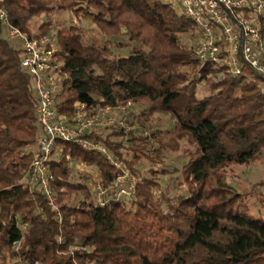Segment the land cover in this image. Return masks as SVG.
<instances>
[{
	"label": "trees",
	"instance_id": "16d2710c",
	"mask_svg": "<svg viewBox=\"0 0 264 264\" xmlns=\"http://www.w3.org/2000/svg\"><path fill=\"white\" fill-rule=\"evenodd\" d=\"M1 5L29 35L56 38L66 74L55 98L59 112L72 113L77 102L137 105L125 124L99 138L139 180L133 194L113 190L99 201L93 180L112 185L120 169L100 151L58 141L53 202L22 182L40 126L22 50L0 25V264H264V217L249 214L248 192L227 174L232 164L264 165L263 78L247 65L234 75L203 62L197 26L164 0ZM56 10L91 20L100 37L87 40L76 24L54 28ZM157 115L171 124L157 128ZM183 143L185 160L167 166L166 154ZM79 164L96 173L76 177Z\"/></svg>",
	"mask_w": 264,
	"mask_h": 264
},
{
	"label": "built area",
	"instance_id": "2783aa9c",
	"mask_svg": "<svg viewBox=\"0 0 264 264\" xmlns=\"http://www.w3.org/2000/svg\"><path fill=\"white\" fill-rule=\"evenodd\" d=\"M1 1L0 25L6 39L22 50L21 66L30 77L40 126V133L30 144L32 159L22 182L31 189L41 190L50 201L54 200L50 162L57 142L70 141L90 152H102L121 171L112 185L104 186L99 180H93L99 201L113 190L119 197L133 194L139 177L99 138L103 131H112L118 121L125 122L131 102L122 108L77 102L72 113L59 112L55 98L66 74L56 38L29 35L10 20ZM178 1L200 32L196 53L203 62L226 67L234 75L240 74L247 65L264 79V0ZM15 244L18 248L20 243Z\"/></svg>",
	"mask_w": 264,
	"mask_h": 264
},
{
	"label": "rangeland",
	"instance_id": "374dc122",
	"mask_svg": "<svg viewBox=\"0 0 264 264\" xmlns=\"http://www.w3.org/2000/svg\"><path fill=\"white\" fill-rule=\"evenodd\" d=\"M166 3L170 2L178 9L179 12H182V7L179 4L178 0H164ZM48 16L39 17V18H34L31 23L30 27L34 31H38V26L42 21L46 20ZM52 20H53V26L54 28L60 25H71V24H76L77 26H80L86 31V36L87 40H91L93 38H98L100 37L98 28L94 25L91 20H87L84 18H79L76 16L72 11H66V10H56L52 14ZM185 40H188L187 36H183ZM194 44V42L192 43ZM114 52H119L118 49H113ZM125 52L122 53V55L127 54V50H124ZM259 85L264 88V80L259 79L258 80ZM207 92V87L201 86L199 87V94L203 95ZM137 108V105L131 103L128 105V115L130 116L132 114V110H135ZM118 117L119 112H118ZM120 118V117H119ZM129 118V117H128ZM119 120V119H118ZM125 124V122L119 123L117 122V125ZM171 124V119L168 116H156V126L157 128L162 127V128H167L168 125ZM183 145V146H182ZM181 145V148L178 150L172 152H169L166 154V165L167 166H172L173 165H180L182 161L185 160V156L180 152L181 149L184 147L186 148V143H183ZM31 150V147H30ZM78 169H75V172L77 175L76 177L81 176L82 174H89V173H94L96 169H93L91 167L83 166V165H77ZM149 167V164L145 160L143 164L140 165V168L142 170V173H146ZM82 172V173H81ZM96 173V172H95ZM228 179L230 182H232L235 186H237L239 189L247 191L248 194L245 198V202L247 204L248 212L251 215L254 216H262L264 217V165L261 162H255L250 166L246 165H237V164H232L228 168ZM138 176V175H137ZM259 182V192H254L252 191L253 186L255 183Z\"/></svg>",
	"mask_w": 264,
	"mask_h": 264
}]
</instances>
